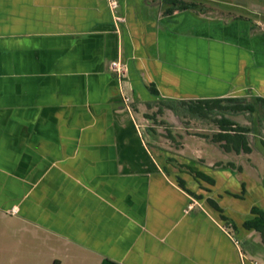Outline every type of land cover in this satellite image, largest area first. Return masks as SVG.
Here are the masks:
<instances>
[{
  "label": "crops",
  "instance_id": "crops-1",
  "mask_svg": "<svg viewBox=\"0 0 264 264\" xmlns=\"http://www.w3.org/2000/svg\"><path fill=\"white\" fill-rule=\"evenodd\" d=\"M116 1L0 0V264H264L260 234L242 226L264 210L252 151L245 164L206 158L200 144L218 146L197 133L190 152L195 135L167 109L163 156L140 121L147 101L238 96L264 64V33L197 8L166 14L162 0Z\"/></svg>",
  "mask_w": 264,
  "mask_h": 264
},
{
  "label": "trees",
  "instance_id": "trees-1",
  "mask_svg": "<svg viewBox=\"0 0 264 264\" xmlns=\"http://www.w3.org/2000/svg\"><path fill=\"white\" fill-rule=\"evenodd\" d=\"M165 5L164 13H172L174 10H184L197 8L199 4L194 1L186 0H162ZM152 94L157 95V90L152 85L149 86ZM144 105L150 109L155 108L152 114L143 115L151 120H155L156 115L162 114L169 109L176 114L181 123L189 126L190 122H198L203 125H211V133L201 135L210 142L216 144L224 152H233L235 154H247L252 151V145L249 140V134L252 133L259 138L264 151V95L251 94L246 97L225 96V97H206L195 99H159L156 101L144 102ZM134 108V105H131ZM243 113L247 116L249 124H242L233 118V115ZM159 122H164L160 120ZM148 132L154 133L155 129L147 128ZM202 134V133H200ZM164 136L174 140L172 131L166 127ZM233 166V163H229ZM241 169V167H238ZM194 174L208 183H213V179L202 172L193 171ZM182 184V181H180ZM208 203L216 210L222 213V208L211 198ZM252 216L246 219L242 226L246 229H252L260 234L262 244L264 245V210L257 205L251 207ZM223 219L228 217L221 214ZM235 226L234 223H232Z\"/></svg>",
  "mask_w": 264,
  "mask_h": 264
},
{
  "label": "rangeland",
  "instance_id": "rangeland-1",
  "mask_svg": "<svg viewBox=\"0 0 264 264\" xmlns=\"http://www.w3.org/2000/svg\"><path fill=\"white\" fill-rule=\"evenodd\" d=\"M198 2V1H197ZM200 3V2H199ZM231 3V2H230ZM228 2H224V3H218V2H214V1H209L206 3H201V7L203 9V11L209 13V14H218L223 16L224 19H233V18H237L240 19L242 21H244L246 24H248L250 26V31L251 32H256V33H264V0H256L253 4H255V6H249L248 5H243V4H247L245 1L241 2L242 6H238L240 5V2L237 1H232V4H230ZM248 4H250L248 2ZM259 5V6H258ZM258 69L256 71V73H251L249 74L248 77V84L244 87H242L240 90H237L236 94L238 96L241 97H246L253 94H260V95H264V64L263 65H258L257 66ZM155 111V108H146V106L143 108V110L140 113V118L142 117V119H140L141 123L143 124V129H144V135L146 137L147 136V128L151 127L152 124H154L155 126H152L155 129V135L154 138H150V141L153 140V144L157 147H161L163 151H161L160 155L162 154L163 156L167 153L165 152V150H167V146H173V142L166 139V137L164 136L165 134V129L166 127H170L171 122L169 119H167L166 117H155V120H151V119H147L146 117L143 118V114L144 113H148V114H152ZM233 118L236 119L237 121H239L242 124H249V120L247 118V116L243 113H238L233 115ZM160 120H163L164 122H159ZM177 121V125H181V123ZM172 126V125H171ZM182 127V125H181ZM190 130H188V132L193 133L195 136H189V139L192 140L193 142L190 141H186V149H188L190 152L193 150V147L198 146L199 143L197 142L198 140H200V138L197 135V133H211V125L207 126V125H203L200 124L198 122H190L189 124ZM202 128H204V130H201ZM170 129V128H169ZM171 130H173L171 128ZM179 130H183V128H180ZM177 130V131H179ZM205 131V132H204ZM176 133V137L178 142L181 143V137ZM263 133H264V129H263ZM249 140L250 143L252 145V152L250 153V157L251 159L255 162L256 165H258V167L262 168L264 167V151L262 149L261 143L259 141V138L257 136H255L254 134L250 133L249 134ZM205 141V140H204ZM184 142V141H183ZM207 142V141H206ZM209 143V142H207ZM171 144V145H170ZM195 145V146H194ZM201 146L203 145L205 152L204 155L206 158H212L214 160H219V159H225L227 153L223 152L222 150H220L218 147L214 146L213 144H205L204 142L202 144H200ZM202 159L204 157V155L200 154ZM231 159H233V161L235 160H239L242 164H245L248 159H244V154H241L240 158H237V156H234L236 158H233V156ZM243 157V158H242ZM192 159V158H191ZM190 159V160H191ZM251 160V161H252ZM198 161H203L201 159H199ZM228 162V161H227ZM225 162V163H227ZM259 168V172H261V169ZM264 170V168H263ZM261 175V173H260ZM229 186H232L229 184Z\"/></svg>",
  "mask_w": 264,
  "mask_h": 264
},
{
  "label": "built area",
  "instance_id": "built-area-1",
  "mask_svg": "<svg viewBox=\"0 0 264 264\" xmlns=\"http://www.w3.org/2000/svg\"><path fill=\"white\" fill-rule=\"evenodd\" d=\"M109 5L112 9H115L117 6V1L116 0H108ZM111 66V70L112 72H114V74L117 76V78L121 79L123 77H126L128 74V66L126 63L122 62L119 59H115L110 63ZM191 204L188 205V208H191ZM226 233L228 235H232L233 234V230H232V226L231 225H227L226 226Z\"/></svg>",
  "mask_w": 264,
  "mask_h": 264
}]
</instances>
